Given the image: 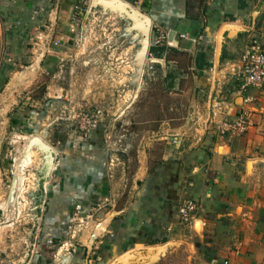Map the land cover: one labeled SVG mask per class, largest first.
<instances>
[{"label": "rangeland", "instance_id": "rangeland-1", "mask_svg": "<svg viewBox=\"0 0 264 264\" xmlns=\"http://www.w3.org/2000/svg\"><path fill=\"white\" fill-rule=\"evenodd\" d=\"M100 1L83 9L73 30L76 0L62 30L48 5L28 18L0 1V260L98 264L101 235L135 198L139 178L212 126L182 94L188 79L175 77V90L157 79L151 61L136 56L133 22ZM9 9L17 15L3 24ZM60 32L72 46L53 45ZM90 176L100 182L89 185ZM96 235L98 247L83 251ZM163 246L102 263H197L193 245L176 255Z\"/></svg>", "mask_w": 264, "mask_h": 264}, {"label": "crops", "instance_id": "crops-1", "mask_svg": "<svg viewBox=\"0 0 264 264\" xmlns=\"http://www.w3.org/2000/svg\"><path fill=\"white\" fill-rule=\"evenodd\" d=\"M5 1L6 9H21L28 18L48 5L59 18L53 26H69L72 0ZM113 1L97 6L133 22L140 42L136 56L141 63L151 61L157 79L167 80L173 90L175 77L188 79L182 94L190 107H200L201 123L212 126L195 146H175L163 163L139 178L130 191L135 198L101 235L98 264L167 243L175 255L181 244L193 245L196 264H264V91L254 90L259 92L255 124L242 136L215 129L221 118L236 119L241 112L237 73L246 46L254 39L264 41V0H205L201 7H192L190 0H143V7L133 4L137 0ZM10 10L1 17L3 24V18L17 15ZM161 31L163 41L152 43ZM68 37L60 32L57 46H72ZM90 178L89 185L100 182ZM185 198L199 204L194 225L179 221ZM99 237L83 251L98 247ZM12 259L0 264H54L40 256L30 262Z\"/></svg>", "mask_w": 264, "mask_h": 264}, {"label": "built area", "instance_id": "built-area-1", "mask_svg": "<svg viewBox=\"0 0 264 264\" xmlns=\"http://www.w3.org/2000/svg\"><path fill=\"white\" fill-rule=\"evenodd\" d=\"M98 0H76L74 4L75 12L72 16V23L70 30L78 26L81 22V14L86 7L92 8ZM143 0H137L140 2ZM81 8V9H80ZM77 9V11H76ZM80 9V10H78ZM165 38L161 31L155 43H160ZM56 40L53 45H57ZM171 46L173 42H169ZM213 71V69H211ZM239 88L238 94L241 96L242 109L236 119L221 118L218 122L220 132L230 133L232 136H242L251 126L255 124V114L257 112V101L259 99V92L254 90L264 91V41L260 39L252 40L244 49L241 55V66L237 73ZM222 108V106H219ZM199 204L194 199L182 200L179 208V221L183 224H191L195 221V214L197 213Z\"/></svg>", "mask_w": 264, "mask_h": 264}, {"label": "water", "instance_id": "water-1", "mask_svg": "<svg viewBox=\"0 0 264 264\" xmlns=\"http://www.w3.org/2000/svg\"><path fill=\"white\" fill-rule=\"evenodd\" d=\"M102 1V0H101ZM105 1V0H104ZM117 1V0H116ZM115 1V2H116ZM110 2H113L114 3V1L113 0H110ZM117 3H120V1H117ZM130 6V5H129ZM132 8V7H131ZM146 25V24H145ZM173 34H171V36H172ZM149 43H148V41H147V45H148Z\"/></svg>", "mask_w": 264, "mask_h": 264}]
</instances>
